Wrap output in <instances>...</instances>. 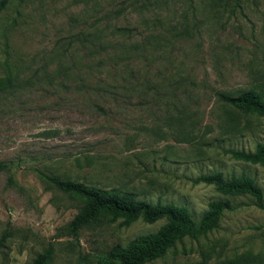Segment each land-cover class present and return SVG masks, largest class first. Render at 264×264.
Listing matches in <instances>:
<instances>
[{
  "label": "rangeland",
  "instance_id": "obj_1",
  "mask_svg": "<svg viewBox=\"0 0 264 264\" xmlns=\"http://www.w3.org/2000/svg\"><path fill=\"white\" fill-rule=\"evenodd\" d=\"M0 264H115L165 223L101 216L69 224L83 201L41 173L185 206L198 222L228 199L219 226L146 264H264V209L199 175L264 166L226 149L264 144V115L219 92L264 98V0H6L0 8Z\"/></svg>",
  "mask_w": 264,
  "mask_h": 264
},
{
  "label": "trees",
  "instance_id": "obj_2",
  "mask_svg": "<svg viewBox=\"0 0 264 264\" xmlns=\"http://www.w3.org/2000/svg\"><path fill=\"white\" fill-rule=\"evenodd\" d=\"M5 4L6 0H0V8H3ZM218 97L223 103L244 113L264 115V98L255 90L250 89L237 95L219 92ZM225 152L235 159L264 166V144H258L253 151L228 148ZM9 166L8 162L0 161V170ZM41 175L59 190L83 201L80 212L69 224V231L75 237H78L82 227L101 216L122 219L124 225H130L138 219L146 223H153L159 219L166 220L158 231L137 236L125 247L114 248L109 258L115 264H146L162 256L185 237L198 238L207 235L219 226L224 211L235 208L228 199L213 200L197 222L185 206L161 202L153 204L145 199L137 198L132 192L103 189L57 176L43 173ZM193 182L212 184L224 195L249 194L256 200V205L264 209L263 189L251 176L233 175L227 178L222 172L216 171L199 175L193 179ZM5 237L6 234L0 241V245ZM52 255L53 247L49 246L38 254L31 264H49Z\"/></svg>",
  "mask_w": 264,
  "mask_h": 264
}]
</instances>
